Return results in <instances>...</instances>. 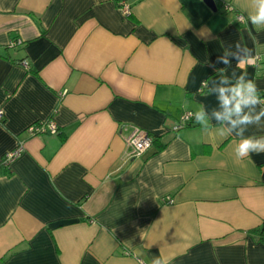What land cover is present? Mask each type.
<instances>
[{"label": "crops", "instance_id": "obj_1", "mask_svg": "<svg viewBox=\"0 0 264 264\" xmlns=\"http://www.w3.org/2000/svg\"><path fill=\"white\" fill-rule=\"evenodd\" d=\"M119 1L0 0V161L24 146L0 165V264H264V153L235 156L264 116L238 136L213 115L241 76L264 100L257 0Z\"/></svg>", "mask_w": 264, "mask_h": 264}, {"label": "clouds", "instance_id": "obj_2", "mask_svg": "<svg viewBox=\"0 0 264 264\" xmlns=\"http://www.w3.org/2000/svg\"><path fill=\"white\" fill-rule=\"evenodd\" d=\"M257 4L258 7L255 14L248 17V20L253 26L264 24V0H257ZM237 47L239 48L240 45L238 44ZM220 60L225 64L229 63L224 57L218 58V62H220ZM237 60L238 62H243L244 60L250 62L252 58L250 55L245 57L237 56ZM219 93L223 111H216L213 113L217 121H226L233 129L239 128L237 132L238 136H243L245 131V128L240 126H247L250 124L259 125L261 117L264 116V109L255 116L250 113H244L243 111L245 107L254 108L255 105L264 103V100L260 98L258 87L253 80L250 79L245 83L244 76H241L240 82L236 86L231 88L221 87L219 88ZM233 117H235V119ZM196 122H204V115L202 112L197 113ZM252 153H264V136L258 138L252 136L244 137L240 140L235 149V156L238 160ZM153 264H160L159 259H154Z\"/></svg>", "mask_w": 264, "mask_h": 264}, {"label": "built area", "instance_id": "obj_3", "mask_svg": "<svg viewBox=\"0 0 264 264\" xmlns=\"http://www.w3.org/2000/svg\"><path fill=\"white\" fill-rule=\"evenodd\" d=\"M119 8L124 15H129L131 12L129 5L125 3L123 0L119 1ZM225 9H231V6L228 3H226ZM236 18L239 22L245 21V18L241 14H238ZM22 63L24 66H27L26 61H22ZM204 84L205 83L203 82L201 85V89L199 90H202ZM193 117H194L193 112L191 111L183 112L179 117L177 123L172 127V130L177 131L183 128L184 126L188 125ZM2 119H3V111L2 109H0V121ZM27 131L31 135H37L46 132L51 134H56L58 133L59 130L56 123L53 120L49 119V120L32 123L27 127ZM152 142H153V137L148 132L134 127L130 132V134L125 137V143L128 148L127 155L130 157H140L145 151H147L151 147ZM23 149H24L23 144L18 143L13 149L7 151L3 155L0 161V165L8 169L12 164V162L21 155ZM171 202L172 200L169 197L165 198V203H171Z\"/></svg>", "mask_w": 264, "mask_h": 264}, {"label": "trees", "instance_id": "obj_4", "mask_svg": "<svg viewBox=\"0 0 264 264\" xmlns=\"http://www.w3.org/2000/svg\"><path fill=\"white\" fill-rule=\"evenodd\" d=\"M258 235L260 236L261 239H264V225H262L259 229H258Z\"/></svg>", "mask_w": 264, "mask_h": 264}, {"label": "water", "instance_id": "obj_5", "mask_svg": "<svg viewBox=\"0 0 264 264\" xmlns=\"http://www.w3.org/2000/svg\"><path fill=\"white\" fill-rule=\"evenodd\" d=\"M205 1H206V3H207L210 7L214 8V2H213V0H205Z\"/></svg>", "mask_w": 264, "mask_h": 264}]
</instances>
